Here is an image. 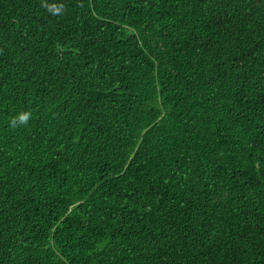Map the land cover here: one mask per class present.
Returning a JSON list of instances; mask_svg holds the SVG:
<instances>
[{
  "label": "trees",
  "instance_id": "1",
  "mask_svg": "<svg viewBox=\"0 0 264 264\" xmlns=\"http://www.w3.org/2000/svg\"><path fill=\"white\" fill-rule=\"evenodd\" d=\"M0 264H264V0H0Z\"/></svg>",
  "mask_w": 264,
  "mask_h": 264
},
{
  "label": "clouds",
  "instance_id": "2",
  "mask_svg": "<svg viewBox=\"0 0 264 264\" xmlns=\"http://www.w3.org/2000/svg\"><path fill=\"white\" fill-rule=\"evenodd\" d=\"M55 11L59 12L60 9L56 8ZM30 119H31L30 112H21L12 118V120L10 121V124L13 128H15L21 124H27Z\"/></svg>",
  "mask_w": 264,
  "mask_h": 264
}]
</instances>
